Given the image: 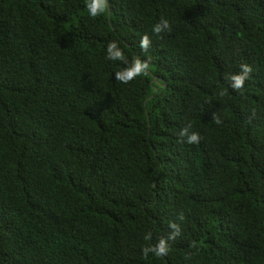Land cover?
Wrapping results in <instances>:
<instances>
[{"label":"trees","instance_id":"16d2710c","mask_svg":"<svg viewBox=\"0 0 264 264\" xmlns=\"http://www.w3.org/2000/svg\"><path fill=\"white\" fill-rule=\"evenodd\" d=\"M87 2L0 0V264H264V0Z\"/></svg>","mask_w":264,"mask_h":264},{"label":"clouds","instance_id":"9594fccd","mask_svg":"<svg viewBox=\"0 0 264 264\" xmlns=\"http://www.w3.org/2000/svg\"><path fill=\"white\" fill-rule=\"evenodd\" d=\"M108 6V0H88L86 7L88 13L91 17H97L102 15ZM152 31L156 35H160L163 32H170L171 26L167 19L161 18L160 22L155 24L152 28ZM151 45L150 37L145 34L140 40V47L143 50H147ZM107 59L109 60H119L123 61L125 64H128V60L125 57L124 51L118 46L115 41H111L107 45ZM150 67L148 60H142L139 57H136L131 61L130 65L123 69L122 71H117L115 73V79L123 82L129 83L138 76L144 75L147 73ZM241 72L238 74H233L228 79L230 80L231 87L235 90H240L243 88L245 80L248 78L249 74L252 72L250 65L242 64ZM213 119L217 124L220 123V120L213 116ZM179 135L181 137H186L188 143H199L201 136L197 132H192L189 134L188 128H183ZM178 219L182 220L183 215L181 214ZM170 228L173 230L167 239L161 238L154 246L144 248L143 254L147 258L148 253L152 252L156 256H166L169 250L168 240H175L177 236L180 235L181 229L179 224L172 222L170 223ZM149 237H146V239ZM195 247V244L192 245Z\"/></svg>","mask_w":264,"mask_h":264}]
</instances>
